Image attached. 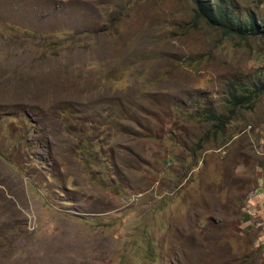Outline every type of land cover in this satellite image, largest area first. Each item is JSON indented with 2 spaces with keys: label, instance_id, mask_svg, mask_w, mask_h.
<instances>
[{
  "label": "rangeland",
  "instance_id": "rangeland-1",
  "mask_svg": "<svg viewBox=\"0 0 264 264\" xmlns=\"http://www.w3.org/2000/svg\"><path fill=\"white\" fill-rule=\"evenodd\" d=\"M220 1L257 33L0 0V264H264V0Z\"/></svg>",
  "mask_w": 264,
  "mask_h": 264
},
{
  "label": "trees",
  "instance_id": "trees-1",
  "mask_svg": "<svg viewBox=\"0 0 264 264\" xmlns=\"http://www.w3.org/2000/svg\"><path fill=\"white\" fill-rule=\"evenodd\" d=\"M197 8L196 18L206 21L210 26L220 28L224 33L246 37L257 33L256 20L237 18L232 10L220 0H193ZM243 100L237 97L235 102Z\"/></svg>",
  "mask_w": 264,
  "mask_h": 264
},
{
  "label": "crops",
  "instance_id": "crops-1",
  "mask_svg": "<svg viewBox=\"0 0 264 264\" xmlns=\"http://www.w3.org/2000/svg\"><path fill=\"white\" fill-rule=\"evenodd\" d=\"M251 200L250 203L252 207L254 206L253 209L255 211V215H261V213H264V177L261 178L259 182V189L255 192Z\"/></svg>",
  "mask_w": 264,
  "mask_h": 264
}]
</instances>
